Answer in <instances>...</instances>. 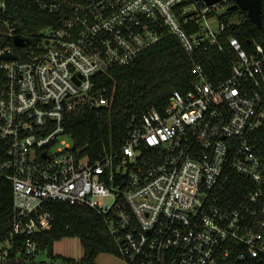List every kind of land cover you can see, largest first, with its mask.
<instances>
[{
    "label": "built area",
    "instance_id": "built-area-1",
    "mask_svg": "<svg viewBox=\"0 0 264 264\" xmlns=\"http://www.w3.org/2000/svg\"><path fill=\"white\" fill-rule=\"evenodd\" d=\"M227 0H68L59 25L0 48V174L13 186L14 214L0 240V262L14 241L29 258L50 230L51 201L102 215L127 264H236L264 253V149L252 136L264 126V44L245 48L226 36ZM46 7V6H44ZM6 12L0 0V13ZM8 35L13 38L12 30ZM176 36L193 59L217 46L231 74L213 83L202 64L186 93L133 119L123 145L96 160L65 140V116L110 106L111 70ZM225 36L229 50L221 40ZM5 54L14 59L2 58ZM233 174L254 188L236 207L214 189ZM21 260V259H20Z\"/></svg>",
    "mask_w": 264,
    "mask_h": 264
},
{
    "label": "trees",
    "instance_id": "trees-1",
    "mask_svg": "<svg viewBox=\"0 0 264 264\" xmlns=\"http://www.w3.org/2000/svg\"><path fill=\"white\" fill-rule=\"evenodd\" d=\"M6 12L0 13V48L13 46V38L8 35L12 30L14 37L38 35L48 26L60 24L64 13L51 11V6H58L68 0H4ZM234 0H227L226 12L221 16L225 21L234 20L226 31V36H235L245 48L255 43L264 44V0H262V26L259 27L247 12L236 7ZM46 6V7H44ZM229 50L225 36L221 40ZM202 64L209 79L217 84L231 74V68L225 55L217 46L207 50H197L193 56L187 54L180 40L173 35L146 49L130 65L111 70L113 78H105L104 86L112 89L115 85L114 100L110 106L92 108L88 106L69 112L64 119L65 134L72 140L75 149H82L90 159L96 160L104 149L123 145L130 131L133 119L155 109L162 110L168 104L173 91L186 93L195 78L193 62ZM252 142L264 149V126L252 136ZM6 159L0 150V164ZM254 188L248 178L233 174L222 188H215L218 204L227 209L236 207ZM47 208L54 215L50 230L36 237L38 250L29 261L35 263L38 255L44 254L48 259L60 261L61 264H96L101 254L119 257L117 246L109 233L102 215L86 206L70 205L65 202L51 201ZM12 182L0 174V240L7 237L13 218ZM64 238H78L83 255L80 259L55 253V244ZM21 238L14 241L7 253V259L16 261L21 258L28 261L21 251ZM236 264H264V253L258 258L238 260L230 259ZM225 264V263H223Z\"/></svg>",
    "mask_w": 264,
    "mask_h": 264
},
{
    "label": "rangeland",
    "instance_id": "rangeland-1",
    "mask_svg": "<svg viewBox=\"0 0 264 264\" xmlns=\"http://www.w3.org/2000/svg\"><path fill=\"white\" fill-rule=\"evenodd\" d=\"M227 8V7H226ZM60 140H65L69 145H73L72 140L69 137L60 138ZM55 253L62 254L64 256H68L75 259H80L83 255V248L78 240V238H64L61 241L55 244L54 248ZM21 258L17 259L16 261H20ZM22 260V259H21ZM26 264H61L60 261H54L52 259H48L46 255L40 254L36 257L35 263L32 262H25ZM96 264H127L122 259L114 255L108 254H101Z\"/></svg>",
    "mask_w": 264,
    "mask_h": 264
},
{
    "label": "water",
    "instance_id": "water-1",
    "mask_svg": "<svg viewBox=\"0 0 264 264\" xmlns=\"http://www.w3.org/2000/svg\"><path fill=\"white\" fill-rule=\"evenodd\" d=\"M220 0H206V3L208 5L215 4L219 2ZM235 4L228 9H234L236 7H240L244 11L247 12L248 16L250 19H252L259 27L262 26V0H234ZM13 44L16 47H23L24 42L21 38L15 37ZM2 58H11L14 59L15 55L13 54H5L2 56ZM0 264H26L22 260L20 261H11V260H6L4 262H0Z\"/></svg>",
    "mask_w": 264,
    "mask_h": 264
},
{
    "label": "crops",
    "instance_id": "crops-1",
    "mask_svg": "<svg viewBox=\"0 0 264 264\" xmlns=\"http://www.w3.org/2000/svg\"><path fill=\"white\" fill-rule=\"evenodd\" d=\"M55 248V247H54ZM57 253V252H56Z\"/></svg>",
    "mask_w": 264,
    "mask_h": 264
}]
</instances>
